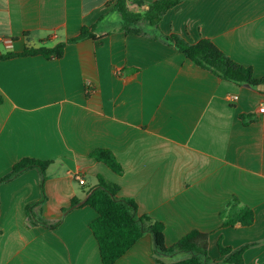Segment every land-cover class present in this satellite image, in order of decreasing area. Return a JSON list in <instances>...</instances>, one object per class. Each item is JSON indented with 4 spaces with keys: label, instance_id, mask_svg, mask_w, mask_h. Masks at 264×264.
Wrapping results in <instances>:
<instances>
[{
    "label": "crops",
    "instance_id": "obj_1",
    "mask_svg": "<svg viewBox=\"0 0 264 264\" xmlns=\"http://www.w3.org/2000/svg\"><path fill=\"white\" fill-rule=\"evenodd\" d=\"M114 2L0 0V56L52 48L96 23L101 38L66 44L60 59L0 60V177L24 157L51 161L45 199L33 212L60 221L55 229L28 223L26 206L41 199L36 169L1 184L0 264H102L89 228L97 213L80 205L98 175L138 214L164 224L167 247L198 230L208 233L213 261L221 260L220 237L231 248L254 243L244 264H264V91L221 80L149 36L125 34ZM159 29L189 43L207 38L264 77V0H184ZM98 148L113 153L121 174L90 158ZM232 196L252 209L251 226L221 227L219 212ZM72 198L79 205L65 212ZM114 264H158L152 236Z\"/></svg>",
    "mask_w": 264,
    "mask_h": 264
},
{
    "label": "trees",
    "instance_id": "obj_2",
    "mask_svg": "<svg viewBox=\"0 0 264 264\" xmlns=\"http://www.w3.org/2000/svg\"><path fill=\"white\" fill-rule=\"evenodd\" d=\"M184 0H155L146 3L143 0H115L113 11L120 16V30L127 35L136 34L149 36L154 40L168 46H173L183 54L195 66L211 72L221 80L229 81L237 85L248 84L256 88L264 84V77L255 78L251 67L243 66L222 52L207 38H201L195 43H189L177 34H164L159 29V22L163 15L170 9L179 5ZM128 2L138 6H146L142 11H131L127 7ZM97 23L89 27H82L76 37L65 42L58 43L52 48H25L22 52H8L0 56V60L14 57H26L42 55L46 58H62L66 44H73L85 39L100 40L95 33ZM3 99L0 96V104ZM240 118L243 123L245 116ZM90 158L107 166L115 174H121L122 169L116 161L113 153L108 149L98 148L89 154ZM51 161H43L35 158L24 157L16 162L11 170L0 177V185L10 182L21 174L36 169L40 175L41 199L38 202L26 206L28 223L30 226L41 225L48 229H55L60 221L48 223L34 215L33 208L45 199L44 183L46 170ZM95 186L88 189V197L81 206H89L97 217L89 224V228L97 242L102 264H114L120 259L143 235L150 234L153 238V251L158 264L163 256H175L185 254L187 257L168 264H244L243 255L251 246L244 244L238 248L223 246L221 238L217 241V250L220 261H213L207 251L208 233L191 230L182 236L175 244L165 245L164 224L151 218L149 215L138 214L136 203L129 198L118 197L119 186L108 182L102 176L96 177ZM79 205L77 198H72L68 211ZM221 227H234L239 224L249 227L253 224L254 213L251 208L242 205L237 197L227 201L219 212Z\"/></svg>",
    "mask_w": 264,
    "mask_h": 264
},
{
    "label": "built area",
    "instance_id": "obj_3",
    "mask_svg": "<svg viewBox=\"0 0 264 264\" xmlns=\"http://www.w3.org/2000/svg\"><path fill=\"white\" fill-rule=\"evenodd\" d=\"M230 100L231 101H234L235 100V97H231ZM260 111H263V108H261ZM76 180L78 181V183L80 185H83L85 183L84 180L81 177H77Z\"/></svg>",
    "mask_w": 264,
    "mask_h": 264
},
{
    "label": "water",
    "instance_id": "obj_4",
    "mask_svg": "<svg viewBox=\"0 0 264 264\" xmlns=\"http://www.w3.org/2000/svg\"><path fill=\"white\" fill-rule=\"evenodd\" d=\"M246 85H248V84H246ZM257 89L260 91H264V84L258 85Z\"/></svg>",
    "mask_w": 264,
    "mask_h": 264
},
{
    "label": "rangeland",
    "instance_id": "obj_5",
    "mask_svg": "<svg viewBox=\"0 0 264 264\" xmlns=\"http://www.w3.org/2000/svg\"><path fill=\"white\" fill-rule=\"evenodd\" d=\"M109 182V181H108Z\"/></svg>",
    "mask_w": 264,
    "mask_h": 264
}]
</instances>
